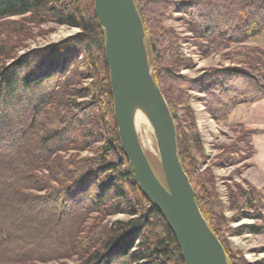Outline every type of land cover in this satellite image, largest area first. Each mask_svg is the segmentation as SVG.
Here are the masks:
<instances>
[{
    "label": "trees",
    "instance_id": "trees-1",
    "mask_svg": "<svg viewBox=\"0 0 264 264\" xmlns=\"http://www.w3.org/2000/svg\"><path fill=\"white\" fill-rule=\"evenodd\" d=\"M142 20L153 78L173 116L181 165L197 205L219 239L229 264H237L223 241L213 210L208 179L191 159L190 144L200 137L193 118L182 129L175 114L184 100L173 74L178 38L163 28L170 13H180L200 39L203 54L243 44L264 35V0H135ZM53 22L80 33L35 49L0 68V264H29L77 256L79 264H186L177 239L161 211L140 189L126 158L115 122L105 33L94 0H0V57L13 52L15 17ZM249 56L250 70L225 68L185 81L188 90L210 98L217 120L228 119L239 105L264 99V50ZM84 59L86 71H80ZM172 68H171V67ZM92 80L89 88L78 87ZM177 86V88L175 87ZM182 86V85H181ZM92 96L91 101L79 102ZM208 100V99H207ZM250 132V131H249ZM101 143L94 157L64 158ZM259 213L262 194L242 192ZM97 214L91 225L90 215ZM119 214L127 221L104 225ZM259 219L257 215H242ZM242 234H262V226Z\"/></svg>",
    "mask_w": 264,
    "mask_h": 264
},
{
    "label": "rangeland",
    "instance_id": "rangeland-1",
    "mask_svg": "<svg viewBox=\"0 0 264 264\" xmlns=\"http://www.w3.org/2000/svg\"><path fill=\"white\" fill-rule=\"evenodd\" d=\"M170 1L181 2L186 0ZM10 23L12 26L21 28L22 33L12 35L13 52L9 58L0 57V68L1 65L12 64L15 58L24 56L32 50L59 43L80 33L77 28L60 26L53 22L32 21L30 16L12 18ZM163 28L172 31L178 38L176 57L179 60L177 66L175 68L173 66L172 71L175 76L183 79L178 82V85L185 96L183 101H177L174 106L175 114L182 129L186 132H189L187 128L189 118L187 116L193 118L200 141L198 146L190 144L189 151L191 159L196 163V169L205 180L208 179L211 203L213 210L220 219L219 229L223 231V241L237 264H264V232L262 234H242L241 231L243 227L262 226L264 228V187L255 185L251 180V174L248 173L254 166L252 159L256 154L252 144L254 132L245 126L238 125L237 121L232 118L235 111L228 119H215L208 110L211 105L210 98L188 90L185 82L198 79L206 72L225 68L242 69L248 71L252 77H256V74L250 70L249 64L253 63L250 62L249 56L255 55V49L262 48L256 43L250 42L251 39L243 44H231L230 48L221 49L211 54H203L200 48L203 42L191 32L185 16L180 13L168 14V19L164 22ZM0 31L6 34V26L3 25ZM83 62L84 59H81V72L86 71ZM91 83L92 80L84 79L78 87L87 89ZM175 87L177 88V86ZM91 100L92 96L78 101L87 102ZM137 132L139 140H141V136L150 140L149 148L144 150L145 154L155 174L165 183L153 130L144 128ZM101 145V143L95 144L84 151H69L67 154L64 153L63 157L66 159L70 157L76 159L91 158L95 156L96 150ZM252 188L262 194V200L259 202V213L250 208V204L246 202L245 198L240 197L242 192H250ZM257 214H259L260 220L242 217V215L253 216ZM96 217H98L97 214L90 215V220H87L86 225H91ZM129 219L128 215L119 214L108 217L103 224L111 225L116 221ZM29 264H79V258L73 256L51 260L47 263Z\"/></svg>",
    "mask_w": 264,
    "mask_h": 264
},
{
    "label": "water",
    "instance_id": "water-1",
    "mask_svg": "<svg viewBox=\"0 0 264 264\" xmlns=\"http://www.w3.org/2000/svg\"><path fill=\"white\" fill-rule=\"evenodd\" d=\"M94 10L106 37L105 56L122 150L140 189L163 214L186 264H229L181 165L176 125L153 78L135 0H94ZM136 110L144 112L153 126L165 183L157 177L141 147L133 123Z\"/></svg>",
    "mask_w": 264,
    "mask_h": 264
},
{
    "label": "crops",
    "instance_id": "crops-1",
    "mask_svg": "<svg viewBox=\"0 0 264 264\" xmlns=\"http://www.w3.org/2000/svg\"><path fill=\"white\" fill-rule=\"evenodd\" d=\"M256 45L264 49V35L252 39ZM238 125L245 126L248 130L254 132L252 144L256 150L252 162L253 168L248 173L251 174V180L259 187H264V100L255 104L239 106L233 116Z\"/></svg>",
    "mask_w": 264,
    "mask_h": 264
},
{
    "label": "bare ground",
    "instance_id": "bare-ground-1",
    "mask_svg": "<svg viewBox=\"0 0 264 264\" xmlns=\"http://www.w3.org/2000/svg\"><path fill=\"white\" fill-rule=\"evenodd\" d=\"M133 123H134L135 129H136V132L138 130H140V129L146 128L147 130H151L152 129L153 130V133H154L153 126H152L150 120L148 119L147 115L144 112L140 111V110H136L134 112V115H133ZM137 135H138V132H137ZM138 138H139V135H138ZM154 138H155V133H154ZM139 141H140L141 147L143 149V152L145 154V151L144 150L149 148V146H150V140H148L147 137L141 136V140H139ZM145 156L147 157L146 154H145ZM147 159H148V157H147Z\"/></svg>",
    "mask_w": 264,
    "mask_h": 264
}]
</instances>
